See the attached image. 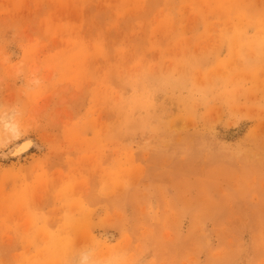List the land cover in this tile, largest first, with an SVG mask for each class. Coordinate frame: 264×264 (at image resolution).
Returning a JSON list of instances; mask_svg holds the SVG:
<instances>
[{"label": "rangeland", "instance_id": "obj_1", "mask_svg": "<svg viewBox=\"0 0 264 264\" xmlns=\"http://www.w3.org/2000/svg\"><path fill=\"white\" fill-rule=\"evenodd\" d=\"M1 115L0 264H264V0H0Z\"/></svg>", "mask_w": 264, "mask_h": 264}, {"label": "bare ground", "instance_id": "obj_2", "mask_svg": "<svg viewBox=\"0 0 264 264\" xmlns=\"http://www.w3.org/2000/svg\"><path fill=\"white\" fill-rule=\"evenodd\" d=\"M0 126L2 132H7L13 138L17 137L19 134V129L16 122L12 121L11 115H1L0 116ZM3 142V139L0 137V144ZM36 143L29 136L23 137L21 140L14 143L10 149L6 152L8 157H19L22 153L26 152L31 146Z\"/></svg>", "mask_w": 264, "mask_h": 264}]
</instances>
